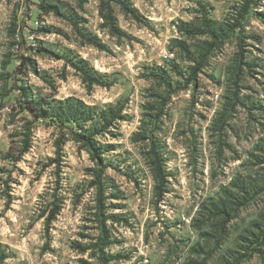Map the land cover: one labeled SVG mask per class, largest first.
<instances>
[{
	"label": "rangeland",
	"instance_id": "1",
	"mask_svg": "<svg viewBox=\"0 0 264 264\" xmlns=\"http://www.w3.org/2000/svg\"><path fill=\"white\" fill-rule=\"evenodd\" d=\"M246 1L0 0L5 264H231V252L247 247L259 251L244 264H264V245L251 243L264 227V0L190 80L210 40L193 32L204 30V12L234 22ZM82 62L102 85L84 80L74 66ZM20 88L98 112L125 106L124 119L96 139L109 165L105 252L116 259L91 247L101 224L89 151L68 130L34 121Z\"/></svg>",
	"mask_w": 264,
	"mask_h": 264
},
{
	"label": "trees",
	"instance_id": "2",
	"mask_svg": "<svg viewBox=\"0 0 264 264\" xmlns=\"http://www.w3.org/2000/svg\"><path fill=\"white\" fill-rule=\"evenodd\" d=\"M255 0H247L241 10L238 12V18L234 22L220 23L215 20H212L208 17L207 12H204L203 16V27L204 30L201 32L198 29H194L193 32L201 36H208L210 40L206 43V47L203 49V52L200 56V60L196 67H193L192 78L194 79L198 73H200L207 65L208 60L216 52V50L222 48L226 43L228 37L234 34L239 30L240 35H242L243 21L250 14ZM122 10L127 14L133 13V10L130 6L123 1L118 2ZM109 7V5H107ZM107 7V8H108ZM46 12L55 11L58 13L57 7L55 6H41ZM108 25L112 31H117L116 22L113 16L112 11L109 9L107 15L105 16ZM83 35V34H82ZM84 36V35H83ZM242 40V39H241ZM32 50L34 48H31ZM36 51L39 53H51L46 48H36ZM55 55V54H54ZM60 57V56H56ZM24 66L27 65V62H30V58L23 57ZM82 64H84L82 62ZM76 69L83 73L84 80L89 83V85H102V82L99 78L94 76L92 70L86 67V64L79 65L74 64ZM20 69V68H19ZM18 69V70H19ZM22 94L25 98L24 100V109L29 111L32 115L34 121H42L50 126H56L59 130H68L71 138L76 143L82 144L90 153L91 159L95 162L97 168L95 171V180L93 181V186L98 189V198L100 205V212L98 216L100 217L99 222L101 224L100 230L101 234L98 238V242L91 245L92 249L95 252L100 253V258L105 262H110L115 257H107L106 249L109 248L113 241L107 230L106 222L109 217H104L105 214V188L103 183V178L106 173V170L109 168V165L106 164V159L104 157L105 150L98 143L97 136L106 133L114 125L115 122L124 119L122 115L125 106L120 105L117 107H108L106 110L98 112L97 109L86 105L84 102L67 98L65 100H46L43 98H35L30 92L29 88H20ZM151 139V138H150ZM59 144V143H58ZM153 150L152 157L154 159V164L156 166V179L159 183V188L163 189L165 183V177L163 173V163L162 157L155 150V143L152 141ZM59 148L61 146H58ZM31 148V143L26 142V146L21 153V157L28 153ZM160 192L159 195L161 196ZM57 211L54 212L51 217L48 219L50 223L56 217ZM253 245L257 244L259 246L264 245V227H260V233L255 237L251 242ZM90 249V248H87ZM86 251V249H85ZM258 248H246L244 253L231 252L233 261L231 264H244L247 261L253 258V254L257 253ZM6 256L0 254V264H5Z\"/></svg>",
	"mask_w": 264,
	"mask_h": 264
}]
</instances>
